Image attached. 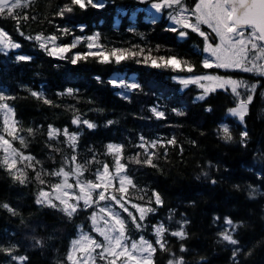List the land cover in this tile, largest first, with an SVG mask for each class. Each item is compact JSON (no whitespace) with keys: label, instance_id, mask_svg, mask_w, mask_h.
Returning <instances> with one entry per match:
<instances>
[{"label":"trees","instance_id":"obj_1","mask_svg":"<svg viewBox=\"0 0 264 264\" xmlns=\"http://www.w3.org/2000/svg\"><path fill=\"white\" fill-rule=\"evenodd\" d=\"M149 5L14 0L0 7V31L16 44L0 45V105L13 107L9 136L23 153L13 169L0 150V264H73V240L93 230L98 203L80 202L69 213L36 195L66 171L95 181L120 162L131 179L127 197L149 208L143 218L135 211L140 227L125 218L136 238L156 245L153 264H264V78L206 65L210 28L201 24L203 35L173 27L179 9L156 16ZM39 35L72 47L54 56ZM206 73L260 83L245 118L232 113L238 98L230 90L204 95L201 85L177 79ZM123 75L137 80L131 89L118 82Z\"/></svg>","mask_w":264,"mask_h":264},{"label":"rangeland","instance_id":"obj_2","mask_svg":"<svg viewBox=\"0 0 264 264\" xmlns=\"http://www.w3.org/2000/svg\"><path fill=\"white\" fill-rule=\"evenodd\" d=\"M163 7L179 9L171 17V26H186L205 35L201 29V24H205L213 32L215 40L206 43L204 60L206 65L264 77V45L259 35L252 30L244 33L233 32L230 9H226L225 2L198 0V4L193 8L196 9V13L189 11V8L186 9L183 0H150L147 8L156 16H160ZM0 33L7 38L4 50L16 46L6 31L2 30ZM38 37L41 39V45L57 57H64L72 47L71 44L57 42L52 36ZM89 44L94 50L98 48L95 37L91 38ZM172 63L179 65L176 60H172ZM177 79L184 86L192 83L201 85L205 90L204 95L217 89L230 90L238 98L232 113L241 120L245 118L253 93L259 85L258 81L211 73L178 76ZM118 82L131 89L137 80H130L123 75ZM261 90L264 102V88ZM1 101L0 111L4 131H0V150L8 165L16 169L19 167L16 163L17 156L22 158L23 153L9 136L14 129V110L6 100ZM82 176H84L82 170L66 171L61 183L51 189H44L36 195L38 203L60 204L69 213L75 212L80 202L88 206L93 202L98 203L97 210L93 214V230L80 231L73 240L71 254L73 264H153L156 245L144 236L136 238L132 233V230L135 231V226L129 227L125 218V213H129L134 224L140 227L135 211L143 218L145 212L149 210L148 206L127 197L126 191L131 179L125 165L120 162L114 169L105 166L98 172L95 181H84L81 179ZM162 229H158L161 243Z\"/></svg>","mask_w":264,"mask_h":264},{"label":"water","instance_id":"obj_3","mask_svg":"<svg viewBox=\"0 0 264 264\" xmlns=\"http://www.w3.org/2000/svg\"><path fill=\"white\" fill-rule=\"evenodd\" d=\"M12 0H0V5H8ZM234 7L233 22L234 31L244 27H253L259 34L264 44V0H231ZM5 42L4 35L0 34V43Z\"/></svg>","mask_w":264,"mask_h":264},{"label":"flooded vegetation","instance_id":"obj_4","mask_svg":"<svg viewBox=\"0 0 264 264\" xmlns=\"http://www.w3.org/2000/svg\"><path fill=\"white\" fill-rule=\"evenodd\" d=\"M184 1V4L186 5V9H193L197 4H198V0H183ZM223 2H225V5H226V9H230V18H231V22H232V24H233V27H234V23H233V20H232V9H234V7L230 4L231 2V0H222ZM234 29V28H233ZM248 30H252V31H255L256 32V30L253 28V27H244V28H241V29H238V31H236L237 33H244V32H246V31H248ZM234 32V31H233ZM235 32V33H236ZM257 33V32H256ZM258 34V33H257ZM264 45V44H263ZM259 77H261V76H259ZM264 78V77H263ZM256 92H254L253 93V96H252V99H253V97H254V94H255ZM263 100V99H262ZM252 101V100H251ZM250 101V102H251Z\"/></svg>","mask_w":264,"mask_h":264}]
</instances>
